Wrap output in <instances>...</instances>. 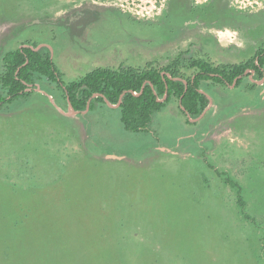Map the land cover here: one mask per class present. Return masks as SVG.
<instances>
[{
    "label": "rangeland",
    "instance_id": "1",
    "mask_svg": "<svg viewBox=\"0 0 264 264\" xmlns=\"http://www.w3.org/2000/svg\"><path fill=\"white\" fill-rule=\"evenodd\" d=\"M21 44L47 49L64 83L190 47L237 64L264 45V0H0V53ZM249 74L203 87L212 105L196 122L169 101L148 133L103 104L62 115L47 82L4 105L0 264H264V78ZM210 167L241 186L254 222Z\"/></svg>",
    "mask_w": 264,
    "mask_h": 264
},
{
    "label": "trees",
    "instance_id": "2",
    "mask_svg": "<svg viewBox=\"0 0 264 264\" xmlns=\"http://www.w3.org/2000/svg\"><path fill=\"white\" fill-rule=\"evenodd\" d=\"M36 44H21L13 51L0 53V109L19 98H27L38 84H55L68 107L83 116L97 104L118 103L120 122L125 131L148 133L153 115L169 101L176 102L189 123L197 119L209 104L203 87H238L253 72V80L264 78V45L248 60L237 64H215L196 57L193 48L179 53L167 64L157 67L151 63L143 69L120 66L117 69L96 68L81 79L64 83L47 49ZM238 77H241L237 79ZM252 87V83L248 82ZM255 86V84H254ZM94 94L99 96L92 98ZM165 97L164 101L160 102ZM214 170L222 183L236 193V204L243 220L254 222L246 212L241 186L226 173Z\"/></svg>",
    "mask_w": 264,
    "mask_h": 264
},
{
    "label": "water",
    "instance_id": "3",
    "mask_svg": "<svg viewBox=\"0 0 264 264\" xmlns=\"http://www.w3.org/2000/svg\"><path fill=\"white\" fill-rule=\"evenodd\" d=\"M251 73H252V72H251ZM239 78H241V77H238L237 79H239ZM249 79H251V75L249 76ZM235 81H236V80H235ZM235 81L233 82V84H232L231 86H234ZM256 83H257V82H256ZM257 84H258V83H257ZM98 96H99L98 94H94V95L92 96V98H96V97H98ZM122 96H123V94L119 97L118 103H117L116 105H111V104H109L106 100H104V102H105L106 106H108V107H110V108H118ZM164 99H165V97H164L162 100H160V102L164 101ZM89 102H90V100L87 102L86 109H85V111H84L82 114H85V113L88 112ZM52 105H53V107H55L54 104H52ZM211 105H212V101H211L210 98H209V104H208L207 108L202 112V114H201L197 119H191L190 122H196V121L200 120V119L204 116V114L206 113V111L211 107ZM58 111H59L62 115H64V116H77V115H78V113H77V112H73V111L71 110L70 107H68V109H67L66 111H60V110H58Z\"/></svg>",
    "mask_w": 264,
    "mask_h": 264
}]
</instances>
